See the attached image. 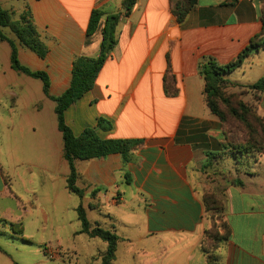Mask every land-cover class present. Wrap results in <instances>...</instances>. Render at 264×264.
Here are the masks:
<instances>
[{
	"label": "crops",
	"instance_id": "obj_1",
	"mask_svg": "<svg viewBox=\"0 0 264 264\" xmlns=\"http://www.w3.org/2000/svg\"><path fill=\"white\" fill-rule=\"evenodd\" d=\"M177 1L0 0V6L13 13V20L31 13L49 47L46 59L20 44L10 29L4 32L17 43L23 65L48 73L52 96L69 88L77 58L100 54L101 32L86 43L93 10L121 15L117 44L94 88L65 118L77 136L97 128L103 139L144 140L128 163L120 154L75 163L77 184L85 190L82 200L89 197L88 206L96 205L90 210L107 207L119 213L122 209L115 208L127 204V223L143 229L137 240L127 238V245L155 244L154 249L133 251L134 259L140 254L135 264H207L201 242L209 221L202 198L209 192L225 194V220L232 230L218 250L220 264H264V152L233 157L224 148L223 125L207 106L200 74L205 59L227 65L262 32L264 3L196 0L178 22L173 13ZM11 52L10 44L0 40V218L20 223L28 216V223H48L46 217L43 222L33 219V212L42 201L67 197L70 165L55 102L45 96L40 79L12 69ZM167 76L173 79L174 96L166 92ZM263 77L264 50L225 76L242 88ZM258 100L264 117V93ZM100 119L111 128H98ZM3 159L11 166L8 170ZM17 167L27 172H17ZM108 217L119 221L116 215ZM0 231L5 233L0 237L14 243L34 244L11 238L10 225H0ZM11 244L0 241V264H32L30 251Z\"/></svg>",
	"mask_w": 264,
	"mask_h": 264
},
{
	"label": "trees",
	"instance_id": "obj_2",
	"mask_svg": "<svg viewBox=\"0 0 264 264\" xmlns=\"http://www.w3.org/2000/svg\"><path fill=\"white\" fill-rule=\"evenodd\" d=\"M264 3V0H262ZM196 6V0H179L174 3L173 13L178 22H183L187 15ZM129 10V8H128ZM106 17L105 21L104 18ZM121 15H106L102 9L93 10L87 29V44H90L94 35L101 32L102 44L100 54L96 58L81 56L73 63L72 81L69 88L60 96H52L50 93L51 81L47 72L33 71L22 64L19 58L18 45L4 32L10 29L19 43L32 50L39 58L46 59L49 47L38 32L31 13H23L18 20H13V13L0 6V40L6 41L11 46V66L18 73L43 82V92L47 98L55 102V113L58 128L63 136L64 158L70 165V175L67 180V188L70 193L83 199L85 190L78 186L80 175L76 169V161H88L92 159L106 158L111 154H120L123 162L128 163L131 154L144 144L142 139H103L97 133V128H87L80 135H75L67 124L66 111L81 100L95 86L96 80L106 61L117 44V26ZM262 32L253 38L250 45L231 63L219 65L213 58L205 59L200 65V74L205 81L204 95L211 112L219 118L223 125V134L231 156L245 155L251 151L264 152V117L259 114L257 107H251L242 100H236L235 95H228L226 88L235 84L227 80V74L241 68L245 61L255 52L264 50V11L262 16ZM171 80V82H169ZM170 76L166 77L165 89L168 95H176V89ZM259 99V94L264 93V77L257 83L247 86ZM233 100L235 102H233ZM226 108V109H225ZM234 120L235 125H230L229 120ZM98 128L110 129L111 123L99 120ZM234 132L244 133L241 141L234 139ZM98 191L92 193L96 197ZM203 204L210 227L206 229L202 242L201 251L206 257L207 264H220L218 250L227 243L232 234L230 225L225 220L224 200L222 196L214 192L203 195ZM95 204L89 208L94 209ZM81 230L78 234H85L90 238H99L107 244L106 251L101 256V264H114L117 259L118 246L123 238L117 234L116 227L106 229L101 224H92L87 216V209L80 204L76 209ZM1 226H11V238L29 243L22 237L21 225L8 223L0 218ZM5 234L0 231V235Z\"/></svg>",
	"mask_w": 264,
	"mask_h": 264
},
{
	"label": "rangeland",
	"instance_id": "obj_3",
	"mask_svg": "<svg viewBox=\"0 0 264 264\" xmlns=\"http://www.w3.org/2000/svg\"><path fill=\"white\" fill-rule=\"evenodd\" d=\"M226 92L228 95L237 96L236 100H242L251 107L258 108L257 102L259 100L255 98V95H253L254 92L248 87L242 88L238 87L237 85H229L226 88ZM233 102L235 101L233 100ZM229 124L235 125L234 120H229ZM233 135L234 139L237 141H241L244 138V133L241 134L234 132ZM225 144L228 145L226 140ZM230 147L231 146L227 148L229 149ZM253 152L255 151H251L246 154ZM238 156L241 155L239 154ZM3 166L6 170L11 168L5 159H3ZM16 170L17 172L20 171L21 173L27 172L26 167H17ZM57 182H55V185ZM217 194L222 196L224 200L225 215V194ZM89 202V197H87L85 200H82L72 193H67L66 198L61 197L56 203H53L50 199L45 200V202L42 201L40 205H37V210L34 212L30 210V212H33V219H36V221L41 220L43 222V219L46 217L47 221H49L48 223H28L30 220L28 216L25 218V221L14 223L21 225L22 229L24 230L25 239L34 243L32 246L14 243L6 236L0 237V241L2 243H14L11 244L13 247L30 251V263L32 264H101V256L106 251L107 244L99 238H90L85 234H76L81 230V223L78 220L76 209L81 203H83L87 209L88 219L92 224L99 223L106 229H112L113 227H116L117 234L124 239V241L119 244L117 260L114 264L138 263L140 254H137L136 259H134L132 253L133 251L139 253L144 246H147L148 248L152 246L153 249L155 248V244L150 241H136V243L127 245V238H131L135 241L140 234V230H143L142 227L136 226L137 223H127V204L124 208L116 207V210L122 209V211L115 213L117 211H109L107 207H103L100 211L90 210L88 206ZM108 214H111V216L116 215L119 221H112L108 217ZM209 227L210 223L208 228ZM2 232H7V234L11 233L9 228H3ZM16 254L19 255V253ZM57 254L61 257V259H53V257Z\"/></svg>",
	"mask_w": 264,
	"mask_h": 264
},
{
	"label": "built area",
	"instance_id": "obj_4",
	"mask_svg": "<svg viewBox=\"0 0 264 264\" xmlns=\"http://www.w3.org/2000/svg\"><path fill=\"white\" fill-rule=\"evenodd\" d=\"M217 1H220V2H227V1H229V0H217Z\"/></svg>",
	"mask_w": 264,
	"mask_h": 264
}]
</instances>
